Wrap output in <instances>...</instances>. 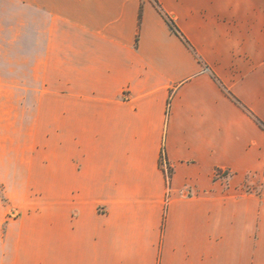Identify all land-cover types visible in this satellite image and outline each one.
<instances>
[{
    "label": "crops",
    "instance_id": "crops-1",
    "mask_svg": "<svg viewBox=\"0 0 264 264\" xmlns=\"http://www.w3.org/2000/svg\"><path fill=\"white\" fill-rule=\"evenodd\" d=\"M157 1L189 45L153 0H0L48 180L0 264H264V0Z\"/></svg>",
    "mask_w": 264,
    "mask_h": 264
},
{
    "label": "rangeland",
    "instance_id": "rangeland-1",
    "mask_svg": "<svg viewBox=\"0 0 264 264\" xmlns=\"http://www.w3.org/2000/svg\"><path fill=\"white\" fill-rule=\"evenodd\" d=\"M23 7L21 6V15ZM28 36L27 20L15 24L9 10L0 16V234L12 226L31 203L41 202L48 180L28 174Z\"/></svg>",
    "mask_w": 264,
    "mask_h": 264
},
{
    "label": "trees",
    "instance_id": "trees-1",
    "mask_svg": "<svg viewBox=\"0 0 264 264\" xmlns=\"http://www.w3.org/2000/svg\"><path fill=\"white\" fill-rule=\"evenodd\" d=\"M153 2L155 3V5L157 6V8L161 11V13L164 15L165 19L167 20L168 24L170 25L171 29L173 30L174 33H176L179 37H181V39L187 44L189 45V42L187 40V38L185 37V35L182 33V31L178 28L177 24L175 23V20L173 18H171L167 13H165L160 5V3L157 0H153ZM142 17V12L140 13V19ZM261 126L264 128V122H262L261 120H257ZM163 157H165L167 159V156L165 154V152L162 155L161 158V165H162V159ZM168 161V159H167ZM172 175V169L170 167V175L169 178Z\"/></svg>",
    "mask_w": 264,
    "mask_h": 264
},
{
    "label": "built area",
    "instance_id": "built-area-1",
    "mask_svg": "<svg viewBox=\"0 0 264 264\" xmlns=\"http://www.w3.org/2000/svg\"><path fill=\"white\" fill-rule=\"evenodd\" d=\"M162 166L167 174V176L169 177L170 175V165L169 162L167 161V159L165 157H163L162 159ZM220 174V172H218Z\"/></svg>",
    "mask_w": 264,
    "mask_h": 264
}]
</instances>
